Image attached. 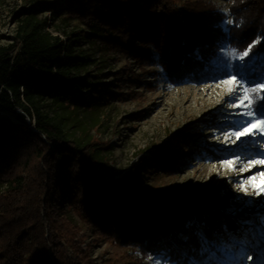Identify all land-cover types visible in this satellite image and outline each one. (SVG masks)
<instances>
[{
    "label": "trees",
    "instance_id": "1",
    "mask_svg": "<svg viewBox=\"0 0 264 264\" xmlns=\"http://www.w3.org/2000/svg\"><path fill=\"white\" fill-rule=\"evenodd\" d=\"M66 4L34 3L24 10L14 42L0 43V181L9 182L0 192V264H98L83 248L82 228L69 211L92 227L97 243L138 248L144 256L169 246L184 264H223L213 247H205L200 231L221 246L219 233L242 235L257 223L253 208L240 216L251 222L248 226L233 217L217 223L200 220L196 226L188 208L158 209L134 190L145 171L170 174L181 168L171 152H159L143 160L141 170L135 167L116 178L98 159L93 143L67 138L37 103L47 97L77 103L84 59L75 55L71 35L64 39L47 31L38 15L49 9L98 26L110 48L160 66L171 82L208 83L231 73L221 52L227 41L240 51L254 45L249 55H264V0H233L229 31L227 12L214 0ZM135 41L143 48L136 49ZM263 73L264 60H258L246 78L258 84ZM263 245L259 250L264 254Z\"/></svg>",
    "mask_w": 264,
    "mask_h": 264
},
{
    "label": "rangeland",
    "instance_id": "2",
    "mask_svg": "<svg viewBox=\"0 0 264 264\" xmlns=\"http://www.w3.org/2000/svg\"><path fill=\"white\" fill-rule=\"evenodd\" d=\"M214 1L227 12L225 28L229 31L232 23L227 21H232L233 0ZM36 2L67 5V0H0V43L14 42L24 10ZM38 16L46 22L47 31L64 39L71 35L75 55L84 59L79 72L84 83L78 91L77 103L51 97L39 99L40 113L61 126L67 138L80 144L93 143L98 159L107 164L111 175L116 178L135 167L141 170L142 161L159 152H171L179 159L181 168L170 174L161 170L145 171L134 190L150 206L158 209L188 208L190 223L196 226L200 220L201 223H217L229 217L242 220L243 227L248 226L251 222L240 216L245 217V210L253 208L257 223L244 228L242 235L219 233L223 239L221 246L208 242L202 231L200 233L205 247H213L212 254L219 256L223 264H239L241 249L249 248L252 250L246 254L264 260V254L259 250L264 244V194L257 196L249 189L246 195L237 189L243 178L239 171L241 165L237 164L235 171L221 166V162L228 159L240 158L244 164L249 159H264V137H242L243 144L235 137L224 140L227 133L241 130L248 119L236 115L245 109L228 106L233 100L224 91L227 86L216 87L221 80L176 84L160 66L136 58L133 53L110 48L98 26L93 27L68 14H54L49 9L41 11ZM134 47L143 48L138 41L134 42ZM229 49L234 48L227 41L221 51L223 63L235 74L236 61L230 57ZM229 78L231 76L224 79ZM246 80L248 86H258L264 83V73L258 84ZM98 90L100 94L95 99L93 94ZM260 95L264 98V92ZM261 100L257 101L258 104ZM33 120L32 123L28 120L30 127L34 125ZM184 142L188 147L183 145ZM210 150L218 155H212ZM213 164L216 171L211 168ZM257 166L262 167L260 171L264 170V165ZM8 185L9 182L0 181V192ZM68 214L82 228L85 236L83 248L88 249L98 264H184L181 256H175V250L171 251L169 246L144 256L138 248L97 243L92 227L72 211ZM252 234L257 239H252ZM243 264L260 262L245 260Z\"/></svg>",
    "mask_w": 264,
    "mask_h": 264
},
{
    "label": "snow or ice",
    "instance_id": "3",
    "mask_svg": "<svg viewBox=\"0 0 264 264\" xmlns=\"http://www.w3.org/2000/svg\"><path fill=\"white\" fill-rule=\"evenodd\" d=\"M227 23L231 24L232 21L229 20ZM252 47H254V45H250L249 48L244 51L229 49L230 57L236 61V67L234 69L235 74L225 71L223 75L231 76V78L223 79L216 85V87L227 86L224 91L233 100L228 106L230 108L245 109L244 112L237 113L236 115L246 116L248 118L242 125L241 130L227 133L224 137L225 141H228L230 137H235V140H240L242 137H255L257 135L264 137V118H261L264 117V103H260L258 106L254 107V102L262 99L260 94L264 92V83H260L258 86H248L246 80V76L249 73V66L254 65L258 60H264V58L260 57L259 54L249 55L252 51ZM237 77H239V79H237ZM217 139H219V137H217ZM235 140L232 142L235 143ZM240 143L243 144L244 141L240 140ZM237 164L241 165L239 168L240 173H244L250 171L257 165H264V159H249L246 164H244L240 158L228 159L221 162V166L228 168L229 171H235V166ZM211 168L213 171L217 170L215 164H213ZM236 187L246 195L249 193V189L257 196L264 194V170L253 173L246 179L242 178ZM201 239L203 240V236H201ZM245 243H248V241H245ZM251 250V248L248 250L241 249L238 256L239 264H243L245 260L251 262L254 259L260 262V264H264V260L259 256L253 257L252 255L246 254V251Z\"/></svg>",
    "mask_w": 264,
    "mask_h": 264
},
{
    "label": "bare ground",
    "instance_id": "4",
    "mask_svg": "<svg viewBox=\"0 0 264 264\" xmlns=\"http://www.w3.org/2000/svg\"><path fill=\"white\" fill-rule=\"evenodd\" d=\"M254 154H256V153H254ZM261 168L262 167L256 166V167L252 168L250 171L244 172L242 177L247 178L248 176L252 175L253 173L259 172Z\"/></svg>",
    "mask_w": 264,
    "mask_h": 264
},
{
    "label": "built area",
    "instance_id": "5",
    "mask_svg": "<svg viewBox=\"0 0 264 264\" xmlns=\"http://www.w3.org/2000/svg\"><path fill=\"white\" fill-rule=\"evenodd\" d=\"M30 122V121H29Z\"/></svg>",
    "mask_w": 264,
    "mask_h": 264
}]
</instances>
